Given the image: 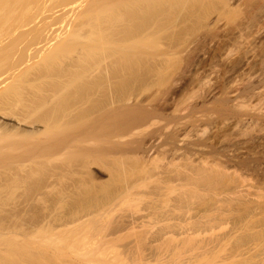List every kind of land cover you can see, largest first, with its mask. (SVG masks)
<instances>
[{
	"label": "bare ground",
	"instance_id": "bare-ground-1",
	"mask_svg": "<svg viewBox=\"0 0 264 264\" xmlns=\"http://www.w3.org/2000/svg\"><path fill=\"white\" fill-rule=\"evenodd\" d=\"M229 1L231 2V0H0V264H80L77 263V260L81 259V257V262L87 260V255L103 257L106 254L105 250L110 249V247L111 249L108 253L110 255L113 254L111 257L108 255L109 258H106L107 256L105 257L107 261L112 262L114 259L113 262L115 261V264H123L124 261L118 258L120 256L116 252H120L118 250L119 248L121 250L122 247L119 246L123 245H121L120 241H124L126 237L123 233L125 231L123 229L124 226L122 227L117 222L112 223L113 221H111L110 215L116 209H119V207L123 209L122 206H124L125 209V205L137 207L139 200L142 201L141 203H144L147 199L151 200L152 195L155 196V200L161 203L157 205L159 210L154 209V203H157V201H154V199L151 200L154 202V205L152 204V208H150L152 209L151 212L158 210L162 213L166 207H170L169 209L166 208L168 210L164 212V215L165 213L169 214L167 219L164 218L163 213L157 214L158 211L155 214H140L141 218H143V215H146L144 219H153L155 221L153 225L158 223L161 225L165 222L160 227L158 225V231H155L157 233L152 236L157 242L152 240V243L157 244L156 248L154 247L155 250L162 251L161 249L165 248L164 246L168 243H166V240L169 238H171V242L169 240L167 241L172 243L176 239L178 242V238L182 236L190 241H194L195 238L199 240L198 237H200L201 241H197L196 246H192V242V247H190H194L193 250H196V253L198 251L197 254L194 252L192 256H196L194 258L199 263H196L194 258H185L187 256L184 257V254L182 256L179 253L178 256L170 258L171 251L174 252V246L170 244L173 246L167 248H172L170 252L166 249L165 254L160 252L164 256L167 255L166 252L171 253L168 255L169 258H164L160 253V255L158 253L154 255L155 252L153 249V254L148 253L149 255L144 254V256H138L137 262H134L133 259V264H182L187 260L186 263L184 262L185 264H189L190 262L192 264H202L203 260L204 263L208 261L211 264V261L214 263L217 257L219 258L220 264H264V168L254 167L255 169L250 170V201L249 199H245L246 201H244L242 198L243 200L240 199V201L237 199L240 203L232 204V201L234 200V203L235 199L229 200V198L231 199L234 196L227 198L228 200L223 199L224 201H221L216 196L218 194H216L214 195L217 198L216 201L208 197L213 201L212 205H203V208L205 206L204 209L206 210H202L205 213H200L199 211L201 217L198 216V219H201V221L199 220L196 222L197 224H193L192 221H196L197 219L191 216L194 209L192 211L189 210L191 212L188 211L191 213L190 217L194 220L189 218L188 214V220L192 221L189 222L183 219L180 222L181 220L177 221L174 218L175 215L178 216L180 205H177V203L179 204L177 201H181V198L179 199L177 197L178 200L175 199L177 201H174L177 203L174 204L173 201L171 202V198L170 200L168 198L174 194L169 196L168 193H176L175 190L177 189L184 193V190L188 189L187 193L191 195L190 198L192 197L195 200L197 196L201 195L202 200L201 198L197 199L204 201L203 199L206 198L203 197L206 193L203 195L202 191L205 190L200 189H205L206 186L207 189L213 191L217 185L222 186L223 181L227 177L229 178L234 175H232V172L230 173L232 176H230L229 172L232 171L230 169L231 171L227 172L226 177V172H224L223 167L226 169V167L230 168L231 164L234 166L237 157L236 159L234 157L235 162L230 158L231 156L227 157L229 153L233 154L234 151L232 152L229 147H225V149L229 148L231 152L226 149L228 152L223 156V158L225 157L224 159L220 158L223 153L220 152L221 154L217 156L216 153L212 154L213 151L211 150L210 154L215 156L209 155L213 158L208 159L209 156H205L207 149L204 152L198 148V146L201 147L204 144L203 142L205 140H200L202 142L197 141L198 143L193 142V147L188 149L183 148L184 152L179 156L178 152L181 145L176 143L182 141L180 140L182 134L177 127L168 133H163V130H166L167 126H164L165 129L161 127L163 130L159 126L157 129L147 130L148 128L150 129L152 124L153 126L155 125L154 123L158 120L157 118L159 116L161 117L164 114L163 110L166 108L165 102L157 104V101L160 102V100L153 101V96L155 93L161 92L158 91L160 87H166L161 86V84H159V87L157 84L161 81L163 84L164 75L171 74L173 71L171 73L168 72L170 69H177L179 67L172 66L175 62V65H178L177 60L179 59L176 57H181L178 56V53H183V51H180L182 50L180 48L184 45L180 48L179 46L180 43L187 40L189 30H191L188 23L191 21L199 23L203 18L207 19L211 17L209 16L211 14L210 11H214L218 4H221L223 8L229 7V9H225L227 13H224V16L229 14L228 10H230L229 12L232 15L234 14L233 17L235 16L236 18L237 16L233 13L236 11L230 9ZM248 4L250 6V48L244 49L243 55H238L245 57L243 64L250 61L249 67L251 70H261L264 72V0H250ZM238 6L237 8H239ZM223 8L222 10L220 8V11H223ZM219 13H216V15L218 14L220 16ZM222 13L221 15L223 16ZM204 21L201 23H205ZM208 21L207 23H210L211 20ZM205 35L209 36V33ZM194 36L196 35L194 34ZM190 38L192 39V36ZM201 39L203 41L202 37ZM201 39L197 38V43ZM192 41L194 43V40H191L189 44H192ZM183 48L185 49L187 47L184 46ZM184 51L186 52L187 49ZM188 57L191 58L190 55ZM237 58L238 56L235 59ZM181 59L180 61L183 60ZM184 61L186 62L183 65L186 67L187 62H191L193 59H190V61L184 59ZM236 62L234 63L237 64ZM179 63L181 64V62ZM189 64L192 65V63ZM189 64L188 66L190 67L191 65ZM232 67L235 69V66ZM253 74L255 73L253 72ZM257 75L259 74L257 73ZM261 75L263 76L264 74L262 73ZM165 82L164 84H166ZM257 82H259V79ZM262 82L264 81L262 80L259 83L262 84ZM250 84L252 83L250 82ZM155 85L159 87L156 86L158 92L154 91L156 89H152L155 92L152 94L150 90L153 96H150L151 98L149 97L150 99L153 98L154 105L152 103H148L149 105H147L144 103L147 97L143 101V96L146 94L144 93L145 95L143 94L142 96V93L144 91L148 92ZM245 86L247 87V91L244 92H248V88L250 87ZM252 91H255L254 88ZM150 93L148 92L147 96ZM226 93L228 95V92ZM248 93L250 95L251 92ZM159 95L157 94V96ZM227 95L224 97L227 98ZM256 95L258 96V93ZM164 96L161 97L164 98ZM158 99L161 98L159 97ZM165 99L164 101H166ZM220 99L223 101L222 98ZM229 104L228 108H230ZM231 104L233 105V101ZM235 105L237 106V104ZM223 106L226 107L227 104H223L221 109H224ZM238 106H241L242 111H244L243 113L247 112L248 109L243 108L245 106H242V104ZM234 107L232 106L231 109H236ZM226 109L224 110L227 111ZM237 109H240V107H237ZM236 112L239 113V111ZM231 113L233 114L235 112ZM255 114L253 116H257ZM257 114L259 115L261 112ZM263 115H260L261 117L259 118L262 119ZM241 119L244 120L243 118ZM257 119L258 117H256ZM248 122L250 124V120ZM246 129H249V127L247 128L246 126L242 130L245 131ZM243 133L240 134L239 132L241 136ZM160 135H164V138L170 145V148L166 150L170 155L168 156V160L166 159L167 162L164 165L162 164V166L159 162L160 158L156 154L157 152L155 156H139L140 152H150L152 154L153 152L151 150L158 149L155 147L153 139L158 138ZM125 137L126 140H124ZM227 139L231 142L229 140L230 137ZM149 141L150 143H148ZM228 141H226V144ZM100 143L106 146L103 144L100 145ZM211 145L209 144L208 146L210 147ZM204 147L203 145L202 148ZM164 148L166 149L167 145ZM219 150H222L221 147ZM105 154L106 156L110 155L108 157L110 161L106 167L107 169H105L109 172V177L108 179H104L106 180L105 182L98 183L99 187H95L92 183L96 181H94V177L90 172V166L88 167V165L91 162L94 163L93 161L98 157L101 159L100 156H104ZM193 155L197 156V161L195 159L192 160L191 156L193 157ZM178 156L179 158L181 157L180 159L178 158L181 160V163L177 159ZM104 157L101 160L105 162ZM162 157H165V155L162 154ZM99 162V164L104 163ZM248 163L245 162L246 165ZM76 167H80V169L76 170ZM86 167L88 168L86 169ZM185 167L188 168L184 169ZM82 169H86L82 171V173L85 171V176L82 174L83 177H80L82 175L76 171L81 172L80 170ZM65 175L67 179L68 176L71 179H73L72 176H78L77 179H73L74 183H70L71 186L73 184V190H67L68 187H65L66 189L61 188L62 190L58 188L59 186L64 188L65 183L63 184L61 181L65 182ZM87 176L88 180L84 179ZM62 177L65 179L62 180ZM57 180L60 181L57 182ZM229 180H226V182ZM232 180L229 182H233ZM153 182L154 186L152 187H155V184L156 187L154 191H151L150 189L153 188H148V186L151 183L153 184ZM226 182L225 185H227ZM57 183L61 185H57L56 187ZM54 186L58 190L60 189L54 195L57 201L61 198L64 200L68 197L71 200L70 202H72L69 212L67 211L65 216H59L58 214H56L57 216H53L54 214L52 212H50L52 216L48 212V215L47 213H45L46 215H42V212L34 211V213H40L42 216H38L37 214L31 216L29 213L31 217H27V214L25 215L22 209L21 211L11 209L13 207L12 204L11 207L10 203H8L9 205L7 204V202L12 201L15 203L17 200L21 202L22 198L25 201L29 199L31 201V199L33 200L35 198L34 201H36V199H41L48 194H43V188L54 189ZM207 189L205 192L209 191ZM220 190L223 191V189ZM197 191L199 192L197 193ZM53 192L51 191V194ZM238 192L234 193V195L238 194ZM185 193L184 195L181 194L185 196L184 198L188 195ZM210 193L212 194V192ZM207 194L210 195L209 192ZM239 194L241 196V193ZM176 196L179 195L177 194ZM214 197L213 199H215ZM66 199L65 202L67 201ZM209 199L205 201L207 202ZM150 200H148V203ZM60 202L62 201L60 200ZM151 203L145 208L150 207ZM5 204L9 207L5 206ZM16 204L14 207H16ZM203 204L205 203L203 202ZM207 204L209 205V203ZM55 205L57 207L58 203ZM162 207H164L163 210ZM182 207L184 206L182 205ZM141 210L138 212H141ZM180 211H182V208ZM122 212L121 210V214ZM182 216L186 217V214ZM124 218L123 216L122 219ZM172 219L177 221L179 225ZM162 220L164 221L163 223ZM170 220L175 224L171 223ZM142 223L146 224V226L148 224L149 228L148 222L146 223L145 221ZM142 223L140 221V224L143 226ZM145 228L144 232L147 230ZM78 230H81L78 232L80 236L74 237L77 235L76 232ZM138 230L140 231L141 227ZM62 234H65V236L70 235L64 237ZM130 235L132 234L130 233ZM233 238L232 243L229 240ZM199 242L201 244H198ZM224 242L231 243L232 246L230 245L229 248L224 249L222 246ZM179 246L176 244L177 248ZM114 247L119 248L116 251ZM49 249L52 251L50 250V252ZM185 250H187V247ZM191 251L187 252L191 254ZM120 253L119 255L122 256L123 253ZM198 254L208 259L203 258L200 260L199 258L202 257H199ZM126 255L120 258L124 259L125 257L126 259ZM135 255L134 257H136ZM98 256L96 257L98 260L104 259L106 261L104 257L98 258ZM188 256L190 257L191 255ZM211 256L217 257L213 258ZM96 258H92V260L94 259V263L97 260ZM184 258L186 260L183 261L182 259ZM212 258L215 260L213 261ZM88 260L85 262L88 263ZM104 260H101L103 263L98 261L99 264H104ZM192 260L194 261L192 262ZM80 261L78 260V262ZM118 261L122 263H116ZM93 262L91 261V263ZM127 263L129 262L127 261Z\"/></svg>",
	"mask_w": 264,
	"mask_h": 264
},
{
	"label": "rangeland",
	"instance_id": "rangeland-1",
	"mask_svg": "<svg viewBox=\"0 0 264 264\" xmlns=\"http://www.w3.org/2000/svg\"><path fill=\"white\" fill-rule=\"evenodd\" d=\"M247 1V0H246ZM245 0H231V2H230V9H234L233 11H236V12H233V13H235V15L237 16L236 18H235V16L233 17V15L229 12L230 10H228V13L229 14H227V15H225L224 16V13L226 14L227 13V11L225 10L226 8L227 9H229V7H225V8H223V7H221V4H218L217 6H216V9L214 10V11H216V10H218V11H216V13H218V12H220L219 14H220V16L218 15H216V13H214V11L213 10H211L210 11V13L211 14H209V16H211V17H209V18H203L202 19V21H200L199 23L197 22V23H194L193 21H191L190 23H188V25H190V28H191V30H189L190 32H192V33H194V31L196 30V32L194 33L196 36H194V34H192L191 33V35H190V32L188 33V36H187V40H185V41H183L182 43H186V44H188V45H186V44H182V43H180V46H179V48L181 47V46H185V47H187V48H183V47H181L180 49H182V50H180L179 48V50L180 51H183V53L182 52H180V53H178L179 55L178 56H181V57H176L177 59H179V60H177V63H178V65H175L176 64V60L174 61L175 62V66L173 65L172 67H177V66H179V67H177V69L176 68H172V69H170L168 72H170L171 73V71H173L171 74H169L168 72V77H167V75L165 74L164 75V77H163V79L166 81L167 80V82H165L164 80H163V84H162V81L161 82H159V83H157L158 84V86L160 87V85L159 84H161V86H166L165 88L164 87H158L157 85H155L154 86V88H153V86H152V88H150L149 89V93H150V90H151V92H152V94H154L155 92H158V91H161V92H158V93H155V95L157 96V94H160L159 96H153L151 93H150V95H148L147 96V93L148 92H143L142 93V96H143V94L145 95V96H143V101H144V99H145V97H147L146 99H145V102L144 103H146L147 105H149L148 103H152V105H154V102L153 101H157V100H160V102H158L157 101V104H159V103H163V102H165L164 104L166 105V108L163 110V112H164V114L159 118H157L158 120L157 121H155V125L153 126V124L151 125V127H150V129L148 128L147 130L149 131V130H151V129H157V128H161V127H163V129H165L164 128V126H167L166 128V130H163L162 128H161V130H163V133H168V132H170L172 129H174L175 127H177L179 130H180V133L182 134L181 136H180V140H182L181 142L179 141V142H177L176 144H180L181 145V147H182V149H181V147H179L180 148V150H179V156H180V154L182 153L183 154V152H184V150H183V148H186V149H188V148H190V147H193V144L194 143H198V142H202V141H204L203 143V145L205 146L204 148H205V150H204V148H202V146L200 147V146H198V148H200L202 151H206V149H207V153H206V155L205 156H209V155H212V154H217V156H219L221 153H223V155H221L222 157H220L221 159L223 158V156L225 155V154H227V152H228V150H229V152H231V150H232V152L234 151V153L232 154V153H229L228 154V156L227 157H230L234 162L236 161L235 159H236V157H237V164H236V162L234 163V166L236 167H234L233 166V164H231V166H230V168L228 167H226V169H225V167H223V169H224V172H226L225 173V175L227 174V172L228 171H231V172H229V174L230 173H232V175L230 174V176H232V177H229V178H231L230 180H232L233 182H229L230 180H229V178L227 177V175H226V177H227V179L226 180H229V181H227L226 182V180H224L223 181V184H224V186H223V184H222V186L220 185V186H216L215 187V189H213V191H210V189H207L206 188V186H205V189H200L201 187H200V185H199V187L200 188H198V189H200V190H205L206 191V189L207 190H209V191H207V192H205V191H202V194L204 195L205 193H206V195L203 197V198H206V199H203L204 201H201L202 200V198L200 197L201 195H199V196H197V198H201V200H199V199H193L192 197V200H191V198H190V196L191 195H189L188 193H187V190H184L185 192V194L187 195L186 196V198H184L185 196H183L184 195V193H182L180 190H178V192H177V190H175L176 191V193H168V195L170 196L171 194H174V195H171V197H168L169 198V200H170V198H171V202L173 201H177L178 200V198L180 199L181 198V201H177V202H179V204L177 203V202H174V204H176L177 203V205L179 206L180 205V210H181V208H182V211H180L179 210V212H178V216H176L175 215V220H177V221H180V222H182L183 221V219H185V221L187 220V221H189V222H191L192 220H194L193 218H197L196 219V221L194 220V221H192L193 222V224H197L196 222L197 221H201V219H198V216H200L201 214L200 213H203L204 211L202 210V209H204L205 208V206H210V205H212L213 204V201L215 200H217V198H215L216 196L221 200V201H224V200H226L227 198H229V197H233V198H229V200H232V199H235V202L233 203V201H232V204H236V203H240L239 201H240V199H244V201H246V200H248L249 199V201H250V170L252 171L253 169H255L254 167H256V168H264V93H262V92H264V86H262V85H264V82H262V84H260L261 83V81L263 80L264 81V75L262 76L261 74L263 73L264 74V72H262L261 70H251L250 69V67H249V65H250V61H247V62H245V64H243L244 63V61H245V57L243 56L242 57V53L244 52V49H246V48H250V6H248L249 4V2H250V0H248V2H246ZM247 6H246V5ZM220 5V6H219ZM237 5H239L238 7L239 8H237ZM232 6V7H231ZM233 6H234V8H233ZM235 6H236V8H235ZM220 8H221V10H222V8L225 10H223V11H220ZM241 8V9H240ZM236 9V10H235ZM238 10L240 11L239 13H238ZM223 12V13H222ZM221 13L223 14V16L221 15ZM215 14V15H214ZM238 14V15H237ZM231 17H230V16ZM216 16V17H215ZM229 16V17H228ZM233 17V18H232ZM216 18V19H215ZM206 19V21H204ZM210 21V23H207V21ZM217 20L219 21L218 23H217ZM205 22V23H201V22ZM208 21V22H209ZM215 23H214V22ZM212 22V23H211ZM204 24V25H203ZM206 24H208V25H206ZM215 24H217L216 26H215ZM196 25V26H195ZM201 25H203V26H201ZM210 25V26H209ZM212 25V26H211ZM194 26V27H193ZM197 26H199L198 27V30H197ZM214 26V27H213ZM202 27V28H201ZM208 27V28H207ZM211 29H210V28ZM195 28V29H194ZM214 28V29H213ZM192 29H193V31H192ZM208 31H210V32H208ZM226 32H227V34H229V35H227L226 34ZM229 32V33H228ZM207 33H209V36L207 35H205V34H207ZM214 33H216L215 35H214ZM241 33V34H240ZM210 35H211V38H210ZM241 37H240V36ZM192 36V39L190 38ZM203 38V41H202V39H201V37ZM205 36V37H204ZM215 36V37H214ZM194 37V38H193ZM199 39H201L200 41H201V43H197V38ZM213 37V38H212ZM196 38V39H195ZM188 40H190L189 41V43L191 42V40H194V43H193V41H192V44H189L188 43ZM196 40V41H195ZM182 44V45H181ZM196 44V45H195ZM248 46H247V45ZM242 47H243V49H242ZM189 48V49H188ZM186 50L187 49V53L184 51V50ZM190 49H191V51H190ZM193 49V50H192ZM243 50V51H242ZM241 53H240V52ZM192 52V53H191ZM182 53V54H181ZM185 53H186V55H185ZM190 55V57L191 58H189L188 56ZM238 54H242V55H238ZM248 54H250V53H248ZM182 55H183V57H182ZM195 56V57H194ZM236 56H238V60L237 59H235L236 58ZM239 56H240V58H239ZM183 60H182V59ZM189 58V59H188ZM241 58H243V59H241ZM180 59L182 60V61H180ZM184 59H187V61H190V59L192 60L193 59V61H191V62H187V66L186 67H184V62H186V61H184ZM234 60V61H233ZM243 60V61H242ZM249 60H250V57H249ZM230 61V62H229ZM237 61V62H236ZM240 61V62H239ZM173 62V63H174ZM179 62H181V64H182V66H181V64L179 63ZM234 62H236L237 64H235ZM239 62V63H238ZM249 62V63H248ZM189 63H192V65L191 64H189ZM230 63L232 64L231 66H230ZM186 64V63H185ZM188 64L189 65H191L190 67L188 66ZM239 64V65H238ZM241 64V65H240ZM243 64V65H242ZM238 65V66H237ZM232 66H235V69H234V67H232ZM241 66H243L242 68H240ZM183 67V68H182ZM189 67V68H188ZM231 67H232V69H234V70H232L231 69ZM240 69H239V68ZM187 68V69H186ZM255 73V74H253V72ZM255 71H258V72H255ZM260 71H261V74H260ZM252 72V73H251ZM259 74V75H257L256 76V74ZM170 75V76H169ZM250 75H251V78H250ZM253 75H255L256 76V78H255V76H253ZM261 76V78H259ZM165 77H166V79H165ZM263 77V78H262ZM258 79H259V82H257L258 81ZM251 80V81H250ZM252 80H254V81H256V82H252ZM164 82L166 83V84H164ZM250 82L253 84H250ZM256 83V84H255ZM245 85H247L248 87H250V88H248V92H251L250 93V95H249V93L248 92H244V91H247V87L245 86ZM159 88V90L157 91V87ZM245 86V87H244ZM252 86H254L253 88H254V90L255 91H252L253 90V88H252ZM162 88V89H161ZM163 88H164V90H163ZM169 88V89H168ZM172 88V89H171ZM243 88H245V89H243ZM256 88V89H255ZM152 89H156V90H152ZM161 89V90H160ZM169 90V91H168ZM147 91V90H146ZM166 91V92H165ZM258 91V92H257ZM154 92V93H153ZM226 92H228V95H227V93L225 94ZM243 92V93H242ZM254 92H255V95L258 93V96L256 95H254ZM262 93V95H261V93ZM260 93V94H259ZM248 94V95H247ZM165 95V96H164ZM225 95H227V98L226 97H224ZM253 95V96H252ZM260 95V96H259ZM150 96H153L154 97V99H153V101H152V99H150L151 97ZM164 96V98H162V97ZM220 96H222V97H220ZM236 96V97H235ZM239 96V97H238ZM250 96H251V99H250ZM255 96V97H254ZM261 96H262V99H261ZM150 97V98H149ZM161 98V99H158V98ZM224 97V98H223ZM228 97H230L229 99H230V101H229V99H228ZM253 97V98H252ZM257 97H258V99H257ZM148 98H149V100H148ZM166 98V99H165ZM220 98H222V100L223 101H221V99ZM232 98H235V99H232ZM237 98H238V103H237ZM163 99V100H162ZM164 99L166 100V101H164ZM224 100H226L225 102H227L226 104H227V106L225 107V106H223V108L224 109H226L227 111H225L224 109H221L222 108V105L224 104V105H226L225 104V102H224ZM251 100V101H250ZM257 102H256V101ZM258 100H259V103H258ZM260 100H262V101H260ZM219 101V102H218ZM221 101V102H220ZM232 101H233V105L231 104L232 103ZM243 102V103H241V102ZM222 102H224V103H222ZM236 102V103H235ZM251 102H252V104H251ZM218 103V104H217ZM221 103H222V105H221ZM230 103V104H229ZM155 104H156V102H155ZM228 104L230 105V108H228L229 106H228ZM235 104H237V106L235 105ZM242 104V106H245V107H243V108H246V110H247V112L246 113H243L244 111H242V108H241V106H238V105H241ZM245 104V105H244ZM251 105V106H250ZM219 106V107H218ZM232 106H235L234 108H236V109H231L232 108ZM237 107L239 108L240 107V109H237ZM220 109V110H219ZM230 109H231V111H230ZM224 110V111H223ZM233 110V111H232ZM234 110H236V111H239V113L238 112H236V111H234ZM245 110V111H246ZM230 112V113H229ZM231 112H235V113H231ZM261 112V114H257V113H260ZM236 113H237V115H236ZM244 115H243V114ZM248 113V114H247ZM254 113H256L255 115H257V116H253L254 115ZM242 115V116H241ZM247 115V116H246ZM250 117H249V116ZM263 115V118L261 119V118H259V117H261V116ZM244 116V117H243ZM238 117V118H237ZM246 117H248V118H246ZM254 117H255V119H254ZM256 117H258V119L256 120ZM241 118H243L244 120H242ZM236 119H239V120H236ZM245 119H247V120H245ZM175 120V121H174ZM177 120H179V122H177ZM248 120H250V124H249V122H248ZM176 122H177V124H176ZM179 123V124H178ZM246 124V125H245ZM159 126V127H158ZM246 126H247V128L249 127V129H246L245 131L244 130H242V129H245L246 128ZM242 130V131H241ZM167 131V132H166ZM247 131V132H246ZM249 131V132H248ZM147 132V131H146ZM232 133V135H231V133ZM239 132H240V134L241 133H243L242 134V136L239 134ZM247 133V135H245L246 133ZM226 133V134H225ZM229 133H230V136H229ZM225 135V136H224ZM240 135V136H239ZM250 135V136H249ZM223 136V137H222ZM232 136H233V138H232ZM248 136V137H247ZM161 137V138H160ZM182 137V138H181ZM230 137V139L229 140H231V142L230 141H228V139L227 138H229ZM235 137V138H234ZM237 137H239L238 138V140H237ZM160 138V139H159ZM245 138H246V140H245ZM227 139V140H226ZM248 139V140H247ZM124 140H126V137L124 138ZM200 140H202V141H200ZM210 140V141H209ZM214 140V141H213ZM224 140H225V142H224ZM153 143H155L154 145H155V147H157L158 149H154V150H151L153 153L151 154L150 152L149 153H139V156L140 155H143V156H145L146 157V155L148 156H155V153L156 154H158V156H159V158H160V160H159V162H160V164H161V166H162V164L164 165V163H166L167 162V160H168V156L170 155V153L169 152H166V150L167 149H169L170 148V145L168 144V141H166V139L164 138V135H160L158 138H156V139H153ZM198 141V142H197ZM206 141H207V143H206ZM226 141H228L227 142V144H226ZM236 141H238V142H236ZM241 141V142H240ZM243 141H244V143H243ZM249 141V142H248ZM194 142V143H193ZM210 142V143H209ZM212 142V143H211ZM230 142V143H229ZM240 142V143H239ZM245 142H247V143H245ZM148 143H150V141L148 142ZM164 143V144H163ZM192 145H191V144ZM205 143H206V145H205ZM215 143V144H214ZM223 143V144H222ZM224 143H225V145H224ZM237 143H238V145H237ZM243 143V145H241ZM101 144H103V143H100V145ZM163 144V146L161 147V145ZM209 144H212L210 147L208 146ZM214 144V145H213ZM229 144H231L230 146H228ZM233 144V145H232ZM247 144H248V147H247ZM104 145V144H103ZM158 145V146H157ZM159 145H160V147H159ZM167 145V148L165 149L164 148V146H166ZM216 145V146H215ZM238 147H237V146ZM240 145H241V147H240ZM250 145V146H249ZM104 146H106V145H104ZM188 146V147H187ZM208 146V147H207ZM234 148H232V147ZM235 146V147H234ZM103 147V146H102ZM214 148V150H212L213 148ZM220 147H221V151L219 150L220 149ZM224 147V148H223ZM225 147H229V148H226V149H228V150H226L225 149ZM100 148H101V146H100ZM104 148V147H103ZM102 148V149H103ZM159 148H161V149H159ZM164 148V149H163ZM209 148V149H208ZM219 148V149H218ZM235 148H237V149H235ZM192 149V148H191ZM248 149L250 150L249 152H248ZM263 149V150H262ZM160 150V151H159ZM163 150V151H162ZM182 150V152H180ZM210 150L211 151H213V153L212 154H210ZM218 150V151H217ZM243 152H242V151ZM160 152V155H159V152ZM191 151V150H190ZM193 151V150H192ZM222 151H224V152H222ZM236 151H237V153H236ZM239 151V152H238ZM260 151H261V153H260ZM164 152V153H163ZM219 154H218V153ZM221 152V153H220ZM163 155H165V157H162V154ZM165 153H167V154H165ZM242 153V154H241ZM151 154V155H150ZM195 155H197V154H195ZM195 155H193V157L191 156V158H192V160H196V157L197 156H199V155H197V156H195ZM232 155H233V158H232ZM237 155V156H236ZM240 155V156H239ZM100 156V155H99ZM105 156V157H104ZM102 155V156H100L101 157V159H103V157L105 158L104 160H105V162L103 161V160H101L98 156V158H96V160H94L93 162L94 163H90L89 165H88V167L90 168V172H91V175L94 177V181H96V182H94V183H92V185L94 184L95 185V187H99L98 186V183L99 184H101L102 182H105L106 180H104L105 178L106 179H108V173L109 172H107L105 169H107L106 167H107V165H108V163H109V161H110V159L108 158L109 156L107 155L106 156V154L105 155ZM142 156V157H143ZM179 156L177 157V159L179 158ZM202 156V155H201ZM213 157L215 156V155H212ZM212 156H209V158L208 159H211V158H213ZM216 156V157H217ZM130 157V156H129ZM145 157H143V158H145ZM234 157H235V159H234ZM239 157V158H238ZM241 157V158H240ZM243 157V158H242ZM106 158H108V159H106ZM161 158H163V159H161ZM181 158V157H180ZM179 158V159H180ZM191 158H190V160H191ZM225 158V157H224ZM223 158V159H224ZM245 158V159H244ZM249 158V159H248ZM99 159V160H98ZM165 159V160H164ZM167 159V160H166ZM178 159V160H179ZM244 159V160H243ZM248 159V160H247ZM162 160V161H161ZM163 160H164V162H163ZM242 160V161H241ZM95 161H97V162H95ZM99 161H101V163L102 162H104V163H102V164H99L100 162ZM180 161V163H181V160H179ZM197 161V160H196ZM233 161H232V163H233ZM241 161V162H240ZM183 162V161H182ZM244 162V163H243ZM245 162L246 163H248L247 165L245 164ZM97 163V164H96ZM107 163V164H106ZM240 163H241V166H240ZM99 164V165H98ZM178 164H179V162H178ZM239 164V166H237ZM102 165V166H101ZM242 165H244L243 167H242ZM247 166H249V167H247ZM88 167H86V169L88 168ZM91 167H92V169H91ZM105 167V168H104ZM238 167V168H237ZM73 168H75V167H73ZM186 168H188V167H185L184 169H186ZM189 168H191V167H189ZM235 168V169H234ZM252 168V169H251ZM78 169H80V167H76V170H78ZM86 169H82V170H80L81 172H79V171H76V172H78L79 174H83L84 175V172L82 173V171L83 170H86ZM231 169V170H230ZM236 169H237V171H236ZM182 171H184L183 169H181ZM188 170V169H187ZM234 170V171H233ZM106 171V172H105ZM190 171V170H189ZM237 173H236V172ZM173 173V172H172ZM190 173V172H189ZM229 174H228V176H229ZM83 175L82 176H80V177H83ZM86 175H87V173H86ZM238 175V176H237ZM85 176V175H84ZM100 178H98V177ZM239 178V180H238V178ZM59 177V176H58ZM65 177H66V175H65ZM180 177H182V176H180ZM72 178L74 179H77L78 178V176L76 177H74V176H72ZM88 178V176L87 177H84V179H87ZM96 178H97V180H96ZM58 179V178H57ZM65 178H63L62 177V180H64ZM70 179V180H69ZM73 179H71V177H69L68 176V179H67V177H66V179H65V182H63V181H61L63 184H64V188L63 187H58V188H62V189H66L65 187H68L67 188V190H73V184H72V186L70 185V183H74L73 182ZM89 179H90V177H89ZM61 180V179H60ZM60 180H57V182L58 181H60ZM72 180V181H71ZM88 180V179H87ZM102 180V181H101ZM240 180H241V183H240ZM242 180H243V182H242ZM99 181V182H98ZM177 181V180H176ZM178 181H180V179H178ZM61 182H59V183H61ZM225 182H226V184L227 185H229V186H227V185H225ZM237 182V183H236ZM97 184V186H96V184ZM177 184H179L178 182H176ZM235 186H234V185ZM241 184V185H240ZM57 185H61V184H56V187H57ZM66 185V186H65ZM63 186V185H62ZM71 186V187H70ZM152 186H154V182H153V184L151 183L149 186H148V188H153V189H150L151 191L153 190L154 191V189H155V187H156V184H155V187H152ZM239 186V187H238ZM55 186H54V189H49V188H47V189H45V188H43L42 189V192H44L43 194L44 195H46V193H50L49 195L47 194L46 196H44V197H42L41 199H36V201H34L35 200V198H33V200L31 199V201H29V200H24L23 198L21 199V202H18V200L15 202V200H14V202L15 203H13V201L12 202H7V204L8 203H10V207H11V204H12V206L13 207H11V209H15V210H20L21 211V209H22V211L24 212V214L26 215L27 214V217H31L32 215H38V216H42V215H46L45 213H49V215H51L52 216V214H50V212H52L54 215L53 216H55L56 214H58L59 216L61 215V216H65L66 215V213H67V211L69 212V209H70V205L72 204V202H70L71 200L70 199H68V197H66L65 199L67 200L66 202H65V199L64 200H62V198L60 199L62 202H60V200L59 201H57L56 199V196H55V198H54V195H56V192H57V190H58V188H56ZM219 187H220V189H223V191L222 190H220L219 189ZM221 187H223V188H221ZM227 187V188H226ZM235 187H238V188H235ZM56 188V189H55ZM69 188H72V189H69ZM204 188V187H203ZM216 188H218L217 190H216ZM59 189V190H60ZM61 189V190H62ZM197 189V190H198ZM236 189H237V191H236ZM58 190V191H59ZM227 192H226V191ZM234 191V192H232V191ZM238 190H240V192H238ZM51 191L53 192V194H51ZM147 191H149L148 189H147ZM174 191V192H175ZM181 192V194H183V195H181L180 194V192ZM225 191V192H224ZM69 192V191H68ZM199 191H197V193H198ZM204 192V193H203ZM209 192V194L210 195H208L207 193ZM210 192H212V194L210 193ZM218 192V193H217ZM222 192H223V194H222ZM232 192V193H231ZM238 192V194L239 193H241V196H240V194L238 195V194H235L234 195V193H237ZM152 193H154V192H152ZM228 196H226L225 194ZM231 193V194H230ZM156 194V193H155ZM179 195V196H176V195ZM200 194H201V191H200ZM216 194H218V195H216ZM229 194V195H228ZM51 195H53L52 196V198L50 199V197H51ZM202 195V196H203ZM214 195H216L215 197H214ZM153 197H152V199L151 200H153L154 198H155V196L154 195H152ZM189 196V197H188ZM172 197H173V200H172ZM178 197V198H177ZM187 197H188V199H187ZM211 199V200H213V201H211L209 198ZM212 197V198H211ZM213 197L215 198V199H213ZM244 197H246V198H244ZM249 197V198H248ZM194 198H195V196H194ZM20 199V198H19ZM49 199V200H48ZM156 199V198H155ZM154 199V201H157V203L155 202H153V201H151L150 199H147V200H145L146 201V203H145V201H144V203H141L142 201L141 200H139V202H138V205H137V207H134V206H127V205H125V209H124V206H122V208L123 209H121L120 207H119V209H121L123 212H122V214H121V210H119V209H116V211H114L113 213H112V215H110V218H111V221H113L112 223H115V222H117L119 225H121L122 227L124 226V234H125V238H124V241H120V243H121V245L122 246H119V247H122L121 248V250H120V248H119V250H118V248L117 247H114V249L117 251H120V252H122L123 253V255L125 256V254H129L128 256L126 255V259H125V257H124V259L123 258H120V257H122L121 255H119V254H121L120 252H116V254L117 253H119V254H117L118 256H120V257H118L119 259H121V261H124V263L123 264H133L136 260H138L137 259V257L139 256H144V254H146V255H149L148 253H150V254H153L154 252V255H157V253L159 254L160 252H163L162 254H165L164 252L166 251V250H169V252L172 250V248H169V249H167L169 246L170 247H173L174 249V252H172L171 251V255L169 254V252H166L167 253V255L166 256H164V255H162L161 253V256H163L164 258H171V257H173V256H178V253L179 254H181L182 256H183V254H184V257L185 256H187V257H185V258H190L191 259V257H192V259L194 258V257H196V256H192V255H194V252L196 253V250L194 251L193 250V248H190V247H192V246H196V242L197 241H201L200 240V237H198V239L199 240H197V238H195L194 239V241H190V240H188V239H186V237H183V239H182V237H179L178 238V242H177V239L176 240H172L173 242L172 243H170L171 242V238H169V239H167V240H169V241H167L166 240V243L168 244H164L165 246V248L164 249H161L162 251H160L159 252V250L157 249V250H155V248H156V241L154 240V237H152V236H154L157 232H155V231H158V228L161 226V225H163L165 222L162 220V223L163 224H161V225H159V223L158 224H156V225H153V223L155 222V221H153V219H151V220H149V219H144V217L146 216H142L143 218H141V215L142 214H147L148 215V213H157V211L159 210L158 209V203H161L160 201H158V200H155ZM175 199H177V200H175ZM207 199H209V201H205V200H207ZM218 199V200H219ZM224 199V200H223ZM237 199H239V201H237ZM242 199V200H243ZM246 199V200H245ZM44 200V201H43ZM47 200V201H46ZM55 200V201H54ZM148 200H150V202H152L151 203V206L150 207H147V209L149 208H152V204L154 203L155 204V206H153L154 207V209H158V210H154L153 212H151L152 211V209H146L145 207L148 205H150V202L148 203ZM199 200V201H198ZM228 200V199H227ZM241 200V201H242ZM11 201V200H10ZM20 201V200H19ZM33 201V202H32ZM55 203H54V202ZM183 201V202H182ZM185 201H187L186 202V206H185ZM25 202V203H24ZM28 204H27V203ZM60 202V203H59ZM182 202V203H181ZM203 202L205 203V204H203ZM211 202V203H210ZM18 205H17V204ZM26 204V205H24V204ZM53 204V206H52V204ZM58 203V205H57V207H55L56 205L55 204H57ZM148 203V204H147ZM190 203V204H189ZM207 203H209V205L207 204ZM15 204H16V207H14L15 206ZM38 204V205H37ZM64 204V205H63ZM143 204H145V205H143ZM153 204V205H154ZM173 204V205H174ZM184 206V207H182V205ZM194 204V205H193ZM200 204H202V205H200ZM9 205V204H8ZM8 205H6L5 204V206H8ZM22 205V206H21ZM28 205V207H26ZM30 205H32V207H34V208H32V207H30ZM43 205V206H42ZM163 205V204H162ZM171 205H172V203H171ZM199 205H200V207H199ZM203 205H205L204 206V208H203ZM4 206V207H5ZM21 206V207H20ZM157 206V207H156ZM160 206H161V204H160ZM190 206V207H189ZM9 207V206H8ZM8 207H5V208H8ZM20 207V208H19ZM25 207V208H24ZM36 207V208H35ZM40 207V208H39ZM42 207V208H41ZM50 207V208H49ZM59 207H60V211H59ZM134 207V208H133ZM143 207V208H142ZM197 207V208H196ZM199 207V208H198ZM24 208V209H23ZM44 208V209H43ZM53 208V209H52ZM55 208V209H54ZM163 208L164 207H162V210H163ZM166 208H170V207H166ZM166 208L164 209V211H162V213H163V215H164V212L165 211H167L166 210ZM187 208V209H186ZM189 208V209H188ZM207 208V207H206ZM8 209H10V208H8ZM26 209H29V210H26ZM40 209V210H39ZM56 209H58V210H56ZM66 209V210H65ZM139 209V210H138ZM144 210V211H142V210ZM161 209V208H160ZM195 209V210H194ZM196 209H197V211H196ZM24 210H26V211H24ZM31 210H33V212H31ZM52 210H54V211H52ZM141 210V212H138V211H140ZM146 210V211H145ZM185 210V211H184ZM189 210H194V211H192L193 213L191 214V213H189V212H191V211H189ZM204 210H206V209H204ZM29 211V212H28ZM34 211H38V212H42L41 214L40 213H37V212H35L34 213ZM59 213H58V212ZM149 211V212H148ZM156 211V212H155ZM185 213H184V212ZM189 211V212H188ZM196 211V212H195ZM199 211H200V213H199ZM202 211V212H201ZM61 212H62V214H61ZM116 212V213H115ZM119 212V213H118ZM181 212H183L182 214H181ZM188 212V213H187ZM31 214V216H29L30 214ZM48 213H47V215H48ZM118 213V214H117ZM124 213H126L125 215H124ZM128 213V214H127ZM135 213H138V214H135ZM161 212L160 211H158V213L157 214H160ZM161 213V214H162ZM180 213V214H179ZM197 213V214H196ZM205 213V212H204ZM64 214V215H63ZM114 214H116V215H114ZM121 216H120V215ZM141 214V215H140ZM185 215L186 214V217L185 216H182V215ZM188 214H189V218H191L192 220H188L189 218H187V216H188ZM190 214H191V216L193 217H190ZM132 215V216H131ZM166 215V216H165ZM165 215H164V218H166L167 219V216L169 215L168 213L166 214L165 213ZM194 215V216H193ZM57 216V215H56ZM121 218H120V217ZM123 216L125 217L124 219H122L123 218ZM180 216H181V218H180ZM197 216V217H196ZM114 217V218H113ZM136 217H138L137 219H136ZM140 217V218H139ZM170 217V216H169ZM185 217V218H184ZM201 217V216H200ZM120 218V219H119ZM131 218V219H130ZM113 219V220H112ZM122 219V220H121ZM134 219V220H133ZM138 219H139V221H138ZM143 221H142V220ZM174 219H172L174 222H176V224L178 223L177 221H175ZM115 220V221H114ZM137 220V221H136ZM146 221V223L148 222L149 223V228H148V224H147V226H146V224H143L142 222H145ZM150 222H149V221ZM155 220V219H154ZM159 220H161V218H159ZM172 220H170L171 221V223H174V222H172ZM121 221H123V222H121ZM132 221H134V222H132ZM140 221H141V223L143 224V226L140 224ZM169 221V222H170ZM123 224H121V223ZM126 222V223H125ZM179 222V223H180ZM127 223H128V226H127ZM130 223H131V226H130ZM133 223H135V224H133ZM138 223V224H137ZM161 223V222H160ZM126 225V227H125V225ZM151 224V225H150ZM175 224V223H174ZM181 224V223H180ZM154 227H153V226ZM158 225H159V227H158ZM177 225H179V224H177ZM184 225V224H183ZM182 225V226H183ZM130 226V227H129ZM133 226V227H132ZM147 228V230H145V232H144V228L145 227ZM151 226V227H150ZM129 227V228H128ZM141 227V230H142V232H141V230L139 231L138 229ZM157 227V228H156ZM145 228V229H146ZM150 228H153V229H150ZM132 229V230H131ZM135 229H137L136 231H135ZM149 229V230H148ZM157 229V230H156ZM130 230V231H129ZM151 230H153L152 232H151ZM81 231V230H80ZM79 230L76 232V236H74V237H79L80 236V233L78 234V232H80ZM127 231V232H126ZM135 231V232H134ZM150 231V233H148ZM122 232V231H121ZM122 233V234H123ZM130 233L132 234V235H134V236H132V235H130ZM133 233H135V234H133ZM128 234V235H127ZM148 234H150V235H147ZM154 234V235H153ZM70 235V234H69ZM69 235H66L65 236V234L63 235L62 234V236H64V237H67V236H69ZM79 235V236H78ZM137 236H140V237H137ZM63 237V238H64ZM71 237V236H70ZM69 237V238H70ZM132 237V238H131ZM143 237H145V238H143ZM72 238V237H71ZM128 238V239H127ZM139 238V239H138ZM143 238V239H142ZM137 239V240H136ZM142 239V240H141ZM138 240H139V242H138ZM145 240V241H144ZM154 242H156V243H152L153 241ZM196 240V241H195ZM233 240H234V238L233 239H231V240H229V241H232V243H233ZM134 241V242H133ZM151 241V242H150ZM124 242V243H123ZM142 244H141V243ZM187 242V243H186ZM191 242V243H190ZM192 242H193V244H192ZM195 242V243H194ZM226 242H228V241H226ZM31 243V242H30ZM33 243V242H32ZM119 243V244H120ZM136 243V244H135ZM34 244V243H33ZM35 244H37V243H35ZM133 244V245H132ZM138 244V245H137ZM149 245V246H147V245ZM153 244V245H152ZM173 245V246H171V245ZM175 244V245H174ZM176 244H177V246H179V244H180V246L177 248L176 247ZM191 244H192V246H191ZM198 244H201L200 242L198 243ZM224 244V245H223ZM222 244V246L224 247V249H226V248H229L230 247V245L232 246V244L231 243H223ZM227 244V245H226ZM38 245V244H37ZM229 245V246H228ZM139 246V247H138ZM141 246V247H140ZM151 246V247H150ZM167 246V247H166ZM189 246V247H188ZM221 246V247H222ZM36 247V246H35ZM38 247H39V245H38ZM124 247V248H123ZM153 247V248H152ZM155 247V248H154ZM175 247H176V249H175ZM186 247H187V250H185L186 249ZM222 247V248H223ZM126 248V249H125ZM138 248V249H137ZM181 248V249H180ZM110 249H111V247H110ZM110 249H108V250H105L106 251V254H105V256H103L104 258L106 257V258H109L108 257V255L111 257V255L113 254L112 253V250H111V255H110V253H108V252H110ZM113 249V248H112ZM114 249H113V251H114ZM151 249V250H150ZM154 249V250H153ZM166 249V250H165ZM190 249V250H189ZM51 249H49V251H50ZM152 250L154 251V252H152ZM164 250V251H163ZM176 250V251H175ZM184 250H185V252H187V251H191V250H193V251H191L192 253L190 254V252H187V253H185L184 252ZM41 251H44V250H41ZM52 251V250H51ZM50 251V252H51ZM181 251V252H180ZM115 252V251H114ZM58 253V252H57ZM141 253V254H140ZM197 253H198V251H197ZM196 253V254H197ZM200 253V252H199ZM94 254V253H93ZM92 254V255H93ZM95 254H96V252H95ZM131 254V255H130ZM136 256V257H134V255ZM159 254V255H160ZM195 254V255H196ZM97 255V254H96ZM114 255H115V253H114ZM117 255H115V256H117ZM168 255H170L169 257H168ZM188 255H191L190 257L188 256ZM199 255V254H198ZM91 255H87L86 257H87V260H88V258L90 257ZM98 256V255H97ZM96 256V257H97ZM132 256V257H131ZM73 257V256H72ZM92 257V256H91ZM90 257V258H91ZM96 257H92V258H96ZM102 256H98V258H101ZM102 257V258H103ZM138 257V258H139ZM199 257H202V255H199ZM211 257H213V258H216V257H214V256H211ZM77 258H80V257H77ZM90 258H89V260H88V263H86L85 261H87V260H84V262H83V264H93L94 262H93V260H92V258H91V261L93 262V263H91V261H90ZM105 258V259H106ZM113 258V257H112ZM112 258H110L111 260H112ZM115 258V257H114ZM118 258H116V259H118ZM128 258H130V259H128ZM131 258H132V261H131ZM182 259L183 261L184 260H186V259ZM197 258H198V256H197ZM208 259L207 257L205 258L204 256L202 257V258H199L200 260L201 259ZM212 258V259H213ZM218 258V257H217ZM216 258V261H214L215 259H213V261H214V263H212V261H211V264H220V261H219V258L217 259ZM75 260H77L76 258H74ZM81 259H82V257H81ZM81 259H78L79 261L81 260ZM85 259V258H84ZM97 259V258H96ZM110 259H109V261H110ZM123 259V260H122ZM133 259H134V262H133ZM209 259H210V257H209ZM78 260H77V263H80V264H82V262L80 261V262H78ZM98 260V259H97ZM95 260L96 262L94 263V264H99V262H102L103 263V261H101V260H104V259H100V260ZM114 260V259H113ZM113 260H112V262H113ZM194 260H195V258H194ZM194 260H192V262L194 261ZM211 260V259H210ZM209 260V261H210ZM105 261V260H104ZM106 261H107V259H106ZM105 261V263L104 264H108V263H112L111 261L110 262H106ZM117 261V260H116ZM121 261H118V262H116V263H120ZM127 261L129 262V263H127ZM131 261V262H130ZM188 261V260H187ZM187 261H184L185 263L187 262ZM196 261V263H199L198 262V260H195ZM90 262V263H89ZM133 262V263H132ZM137 262V261H136ZM182 263V264H185V263ZM101 263V264H102ZM122 263V262H121ZM191 263V262H190ZM189 263V264H190ZM112 264H115V261L112 263ZM176 264H178V263H176ZM188 264V263H187ZM192 264V263H191ZM201 264V263H200ZM202 264H210V263H208V261H207V263H204V260L202 261Z\"/></svg>",
	"mask_w": 264,
	"mask_h": 264
}]
</instances>
